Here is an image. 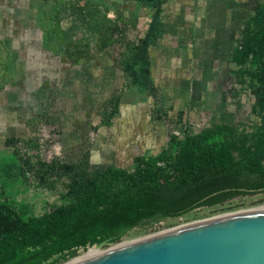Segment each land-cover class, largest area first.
Returning <instances> with one entry per match:
<instances>
[{
    "label": "trees",
    "instance_id": "1",
    "mask_svg": "<svg viewBox=\"0 0 264 264\" xmlns=\"http://www.w3.org/2000/svg\"><path fill=\"white\" fill-rule=\"evenodd\" d=\"M155 9L147 32L129 39L131 21L110 17L105 0H54L47 43L73 63L120 44L119 63L126 87L156 96L150 47L166 32L161 18L167 0H133ZM251 16L239 27L231 62L241 87L255 95L253 112L261 122L252 131L231 122H217L183 137L171 136L156 155L135 158L132 169L114 163L94 164L86 151L77 161L41 155L39 138L6 141L19 160L18 174L49 189L63 184L62 202L36 216L17 208L0 192V264H61L88 245L106 239L121 241L135 227L148 228L166 218H179L199 207H214L239 196L264 191V0L241 3ZM71 17L70 24L64 20ZM245 86V87H244ZM121 92L113 94L102 112V125L119 113ZM21 144L26 151H21Z\"/></svg>",
    "mask_w": 264,
    "mask_h": 264
},
{
    "label": "rangeland",
    "instance_id": "2",
    "mask_svg": "<svg viewBox=\"0 0 264 264\" xmlns=\"http://www.w3.org/2000/svg\"><path fill=\"white\" fill-rule=\"evenodd\" d=\"M95 1L81 0V4ZM53 3L54 0H0V192L4 191L3 198L16 202L17 208L23 207L24 213L39 216L60 204L64 187L59 183L58 188L52 190L39 185L33 177L25 182L18 174L19 160L13 148L6 145V140L12 136L29 139L31 143L39 138L41 155L47 161L54 157L77 161L89 151L93 163L114 161L121 167H134L132 158L117 150L112 128L97 127L104 103L115 91L123 89L122 115L115 129V137L118 135L121 146L150 130L142 103L150 108V112L162 116L153 124L154 133L162 134L160 146H166L171 136L183 137L187 127L197 132L217 122H231L240 129L252 131L260 124V114L253 112V91L245 88L239 98L233 94L241 85L234 71L236 66L233 64L229 70V63L225 64L231 34L222 43L226 55L212 60L200 57L201 63L211 61L210 70L202 69V72L190 75L179 72L176 76L182 88L166 89L167 93L159 90L156 96L146 93L142 96L138 95L136 87L126 91L123 81L111 67L113 57L119 51L117 46L96 59L74 64L48 45L46 33L51 23L48 16ZM154 12L155 9L150 8L147 21L152 19ZM235 12L229 25L233 34L237 24H242L252 13L244 9ZM109 14L122 16L121 11L113 7ZM70 20L69 16L64 25L68 26ZM149 23H139L136 34L131 30L128 36H143ZM179 45L176 47L188 50ZM167 83L171 84V80ZM139 98L142 103L137 101ZM34 117L35 122H40L31 127L27 122ZM160 146L154 147L151 154L159 153ZM21 151H26L23 144ZM263 209L264 191H259L214 207H199L148 228L135 227L121 241L97 250L103 253L182 226ZM88 251L91 249H80L78 254L61 264H72Z\"/></svg>",
    "mask_w": 264,
    "mask_h": 264
},
{
    "label": "crops",
    "instance_id": "3",
    "mask_svg": "<svg viewBox=\"0 0 264 264\" xmlns=\"http://www.w3.org/2000/svg\"><path fill=\"white\" fill-rule=\"evenodd\" d=\"M244 1L246 0H167L165 2L161 13V18L166 24V32L155 45H152L150 47L151 74L158 91L163 90L165 93H167L166 89L178 90L179 88H182L179 87L182 84H180L181 81H178L179 79L176 76V74L179 72L187 73L190 75L200 73L202 72V69L210 70L211 61L206 60L203 61L204 63H201L202 60H200V57L214 59L216 56L219 57V55H226V53L222 50V43L227 41L228 34H231V36L229 37V57L225 60V64L229 63L228 69L231 70L233 65V63L231 62V57L235 46V41L239 35V27L249 17H247L242 22V24H237L234 34L231 26L229 25L232 24L233 17L237 13L235 11H238L239 9L251 11L241 5V3ZM105 2L110 9L113 7L117 8L118 11H121V19L125 18L132 22V24L129 25L127 29V35L131 30L135 33L136 26L139 23H143L144 21H146V23H148L149 21L151 22V19H148L147 21V15H151V7L137 6L133 0H113L112 2H114V4L111 3V0H105ZM123 7L125 8V11L123 10L124 12L122 11ZM150 15H148V18ZM110 17L113 18V16L111 15ZM129 39L135 38L129 37ZM180 43L182 44L179 45ZM175 44L179 46L184 45V48L188 50L183 51L180 48L176 47ZM115 46L119 48V51L118 54L113 57L111 67L123 81V88L127 89L126 91H128L132 87L125 86V74L119 63L122 47L120 46V44H116L113 47ZM111 48L105 49L104 51L95 54L92 58L84 59L80 63L96 59L100 54H104ZM221 50L222 54L220 52ZM59 53L63 54L66 57L64 53L60 51ZM67 60L71 62L68 58ZM168 80H171V84L167 83ZM138 91V95H144V93L139 89ZM120 92L121 101L119 106V113L113 118L111 124L108 125H102L101 118L97 127H111L114 135L113 142L115 141L117 150L120 152V154H123V156L128 155L127 158L131 157L134 163L137 156L158 154L151 153L153 152L152 150L154 147H158V145L160 146L162 134L154 133L153 124L158 122L159 119L162 118V116L160 117V115L157 116L156 114H154V112H150V108H147V106L145 107V104L142 103L143 100H141V98L137 99V101H141V103L143 104L145 118L150 124V130L145 135H138L136 138H133L123 146H121L120 142L118 141V135L117 138L115 137V129L119 124L120 116L122 115L123 89L118 92L115 91L114 93H112L113 95ZM107 100L104 103L102 112L105 109ZM134 108H137V106H134ZM39 122L40 121L38 120L37 122H35L34 117L30 118L27 124L33 127L35 123L39 124ZM118 146L121 148H119ZM164 147V145L160 146V151ZM154 151L157 152V150ZM105 163H114L118 165V163L114 161H108Z\"/></svg>",
    "mask_w": 264,
    "mask_h": 264
},
{
    "label": "water",
    "instance_id": "4",
    "mask_svg": "<svg viewBox=\"0 0 264 264\" xmlns=\"http://www.w3.org/2000/svg\"><path fill=\"white\" fill-rule=\"evenodd\" d=\"M73 264H264V209L182 226Z\"/></svg>",
    "mask_w": 264,
    "mask_h": 264
},
{
    "label": "bare ground",
    "instance_id": "5",
    "mask_svg": "<svg viewBox=\"0 0 264 264\" xmlns=\"http://www.w3.org/2000/svg\"><path fill=\"white\" fill-rule=\"evenodd\" d=\"M263 208V207H262ZM246 211V210H245ZM247 212V211H246ZM237 213V212H235ZM100 254V250H97V249H91V251H88L87 253L83 254L82 256H79L77 257L73 262V263H77V262H80L82 260H85V259H88V258H91L93 256H96V255H99Z\"/></svg>",
    "mask_w": 264,
    "mask_h": 264
}]
</instances>
